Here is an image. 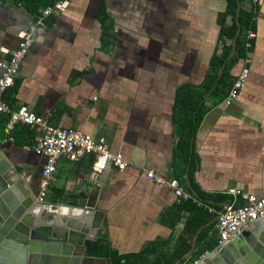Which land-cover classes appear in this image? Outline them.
<instances>
[{"label":"crops","instance_id":"crops-1","mask_svg":"<svg viewBox=\"0 0 264 264\" xmlns=\"http://www.w3.org/2000/svg\"><path fill=\"white\" fill-rule=\"evenodd\" d=\"M51 3L0 0V45H15L17 33ZM249 7L256 8V38L247 54L248 80L228 105L223 100L229 89L223 99L205 96L206 113L189 150L196 158L192 179L204 193L238 188L264 197V0H244L243 8ZM225 9V0H71L66 12L50 15L35 33L20 67L19 87L6 94L9 104H26L51 125L104 137L111 152L131 163L123 172L108 168L95 181L86 163H59L49 201L61 194L62 177L72 176L75 166L88 176L75 189L85 196L83 204L75 206L83 207L61 201L71 214L41 215L37 223L53 220L60 227L72 222L74 229L82 230L75 250L80 262L73 264H107L101 257L104 247L121 255L152 248L170 251L180 245V237L191 243L194 235L187 227L200 219L193 206H210L176 198L146 172L177 179L199 201L187 186L189 167L184 170L182 159L178 165L173 162L179 139L173 123L175 91L182 84L199 87L206 74H212L208 64L217 42L216 19ZM244 59L231 69L234 79ZM1 117L0 151L13 156L20 180L35 193L42 159L31 152L33 131L15 127L13 141L24 144L22 151L8 140ZM94 187L96 210L102 213L96 219L98 230L92 228L95 211L85 208ZM263 227L262 221L249 229L247 238L256 240Z\"/></svg>","mask_w":264,"mask_h":264},{"label":"built area","instance_id":"built-area-1","mask_svg":"<svg viewBox=\"0 0 264 264\" xmlns=\"http://www.w3.org/2000/svg\"><path fill=\"white\" fill-rule=\"evenodd\" d=\"M254 3L257 0H253ZM71 0H52V3L41 8L34 22L24 30H20L13 46L0 45V115L6 116L5 133L8 140L13 141L12 133L16 126H26L33 131L34 144L31 152L42 159V164L34 194V208L40 209L44 216L55 212L62 204L52 203L49 196L50 186L57 173L60 162L86 163L89 178L97 180L98 176L108 168L123 172L130 166L121 153L110 151L104 137L92 138L74 128H64L48 123L42 116L36 114L28 105L12 106L6 99L7 92L13 88L19 76L21 64L34 43V35L39 28H43L45 20L52 14H63L70 6ZM256 32L247 31L244 35L246 47H250V40H255ZM248 57L244 59V66L235 77L224 102L228 105L235 100L248 80L250 69L247 67ZM146 177L159 187L167 188L176 198L184 201L193 200L197 206L202 203L185 191L177 179L156 175L147 171ZM26 183L31 176L24 178ZM95 188V187H94ZM96 189V188H95ZM94 189V190H95ZM232 198L226 207L220 210L206 207L213 217H217L208 237L215 240L214 248L205 250L192 258L188 264H204L207 259L217 254L220 249L227 247L234 239L253 229L264 220V197H256L238 188H229L225 192ZM53 216V214L51 215ZM53 222V220L49 221Z\"/></svg>","mask_w":264,"mask_h":264},{"label":"trees","instance_id":"trees-1","mask_svg":"<svg viewBox=\"0 0 264 264\" xmlns=\"http://www.w3.org/2000/svg\"><path fill=\"white\" fill-rule=\"evenodd\" d=\"M31 3H36L40 0H28ZM240 2V12L238 23L240 32L236 39V48L234 55L231 59L227 60L228 55L232 49V41L237 31L236 25V0H225L226 9L224 13L218 14L216 23L218 26L217 42L215 50L209 60L208 67L212 74H206L204 82L199 87L190 84H182L175 91L174 107H173V123L175 125L176 135L179 137L177 144L173 150L174 165L177 164L178 159H182L185 168L189 167V182L191 188L195 191L200 202L204 205L213 207L215 210H220L221 205L224 203H231L232 198L225 193L209 194L199 190L192 179V171L195 168V154L189 153L192 141L195 138L197 128L202 121L206 110L203 107L204 98L207 94L212 99H223L226 91L230 89L234 77L230 74L231 69L238 64L239 61L244 59L250 53L254 46V40H250V47L247 48L244 39L245 32L251 30L255 32L256 8L249 7L243 8L244 0ZM103 10V9H102ZM104 15V10H103ZM227 18L229 20L227 21ZM220 50V52H219ZM226 62V63H225ZM225 64V65H224ZM224 69L219 75L222 66ZM80 73L79 76H82ZM19 83L17 80L14 83L13 90H17ZM7 117H1V121L6 122ZM178 165V164H177ZM200 219L191 228L188 226L191 235L193 236L196 231L203 226L208 225L213 217L210 216L202 207L193 206ZM214 223L204 227L199 234L196 241V250L192 258L200 255L205 250H210L215 246V240L208 239V233L212 229ZM178 247H174L170 251H156L153 248L150 250L133 253V254H117L108 247H104L101 252V257L108 260L107 264H174L178 259L188 253L190 249V241L178 239ZM206 245L202 249L199 246ZM152 258V260H150ZM192 258H189L190 261ZM184 261L181 262V264Z\"/></svg>","mask_w":264,"mask_h":264},{"label":"water","instance_id":"water-1","mask_svg":"<svg viewBox=\"0 0 264 264\" xmlns=\"http://www.w3.org/2000/svg\"><path fill=\"white\" fill-rule=\"evenodd\" d=\"M236 3L237 9L235 20L238 28L232 41L231 52L228 55L226 61L231 59L234 55L236 48V39L240 32L238 23L240 2L236 0ZM224 65L222 66L219 75H221L224 69ZM191 151L192 148H190V152ZM4 159L8 160L0 151V162ZM12 167L17 176L16 180L5 179L0 174V264H37V262L31 261V256L37 253L36 251H33L31 247L32 242L49 241L51 243H58L62 241L58 238V233L52 227L54 222L38 224L35 218L30 216L28 210L34 204L35 193L24 186V184L20 180V173L13 165ZM186 182L191 194L198 199V196L190 187L187 177ZM97 189L98 187H96L95 191L90 194L85 205L86 209L90 208L95 211V222L92 228L96 230L99 229L96 219L102 214L100 211L96 210V200L98 195ZM227 205V203L222 204V206L224 207H226ZM217 217L218 216H216L211 223L215 222ZM20 226H25L27 228V237H21V235H19L18 229ZM202 229L203 227L199 228L194 234L188 253L178 259L174 264H180L182 261L191 258L194 253L196 240ZM75 232L82 233V231L76 230ZM247 234L249 233L242 234L241 236L234 239L233 242H231L227 247L220 249L217 252V254L221 252H225L226 254H220L221 256L225 255V261H221L220 264H264V246L254 240L250 250L238 248L235 255L232 252H227L228 250L226 249H229L232 243L238 241L242 237H245ZM77 246V243L75 244L74 242L71 243L70 241H67L63 244L62 252L54 248L58 251H54L53 249V253L51 255H46L43 253V251H41L40 254H37L48 257L47 263L45 264H57L55 261H58V256L61 257L59 259V261L61 262L60 264H68L69 261H71L70 258L77 255L75 253ZM37 254L35 255L37 256ZM208 262L209 259H207L204 264H209Z\"/></svg>","mask_w":264,"mask_h":264},{"label":"bare ground","instance_id":"bare-ground-1","mask_svg":"<svg viewBox=\"0 0 264 264\" xmlns=\"http://www.w3.org/2000/svg\"><path fill=\"white\" fill-rule=\"evenodd\" d=\"M0 174L2 175L3 178L5 179H11V180H16L17 176L15 174V172L13 171V167L10 163L9 160L4 159L3 161L0 162ZM40 209H36L34 208V205H32L28 212L30 214V216L34 217L36 222L38 221V217L41 216V214L39 213ZM78 213H80V210H76ZM61 213V214H71L70 210L66 207H64V205H60L58 207V209L55 210V212H51L49 211L50 214H55V213ZM75 220V219H74ZM39 224H44V223H39ZM56 232L58 233V238L63 242H58V243H51L49 241H40V242H32V249L33 251H36L37 253H41V251H43L44 254L48 255V254H52L53 253V249L56 248L58 249L60 252L63 251V244L66 243L67 241H70L71 243H78L79 242V238H78V233L75 232L76 231H82L80 230V228L75 227V229L73 228L72 222H70L67 225L64 226H57L54 222L53 226H52ZM264 229V227H263ZM19 235H21V237H27V228L25 226L23 227H19L18 229ZM247 233V232H246ZM259 237L254 240L256 242H259L262 246H264V230L262 232H260V234L258 235ZM249 236L246 235L245 237L240 238L238 241L232 243V245L229 247V249L227 250H231V252L235 255L237 252V248L242 246V249L244 250H250L251 246L253 245V239H248ZM54 249V251H58ZM39 250V251H38ZM35 253V254H37ZM32 255L31 256V261L32 262H37V264H45L47 263L48 257L47 256H43V255ZM220 254H225V252H221L218 254H215L213 256H211L209 258V264H220L221 261L223 260V257ZM232 254V255H233ZM226 255V254H225ZM59 259L61 258L60 256H58ZM55 261L57 264H60L61 262L59 261ZM71 261H69L68 264H73L75 263V261L77 260L78 262H80V259L75 256H72L70 258ZM231 264V263H230ZM233 264V263H232Z\"/></svg>","mask_w":264,"mask_h":264},{"label":"rangeland","instance_id":"rangeland-1","mask_svg":"<svg viewBox=\"0 0 264 264\" xmlns=\"http://www.w3.org/2000/svg\"><path fill=\"white\" fill-rule=\"evenodd\" d=\"M9 1L15 3L16 0H9ZM45 1L47 2V0H43V4H45ZM0 137L4 139V134H3V131L2 130L0 131ZM1 138H0V146H2V144L4 143L3 142L4 140L1 139ZM11 143L14 144V145H16V147L20 148L22 151H24V149H22V147H23L24 144H22L21 142H19V141H16V142L12 141ZM7 159L10 161V163L13 166L14 165L18 166L17 162L14 161L13 156L10 153H8V158ZM61 163H63V162H61ZM63 164H65V163H63ZM73 171H74V173L71 174L72 176L66 175V176H64V178L62 177V179L64 180V183L62 185L63 186V190H62L61 194L55 195V197L52 199V202L53 203L62 204V202H64V203H68V205L70 204L69 206H72V205L75 206V205H81V204H83L84 197H85L84 196V193L83 192H78L75 189H77V185H79V184H81V183L84 182V179L87 178V180H88V176L85 175L86 172H84L82 174L79 173L75 166L72 167V169H71V172H73ZM30 188L32 190L35 189L34 185H31ZM63 205H67V204H63ZM75 207H81V206H75ZM89 247L90 246H88V248ZM188 260L184 261L182 264H188V262H189Z\"/></svg>","mask_w":264,"mask_h":264}]
</instances>
